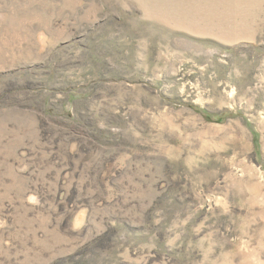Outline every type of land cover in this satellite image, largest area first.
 I'll return each instance as SVG.
<instances>
[{
    "label": "rangeland",
    "instance_id": "rangeland-1",
    "mask_svg": "<svg viewBox=\"0 0 264 264\" xmlns=\"http://www.w3.org/2000/svg\"><path fill=\"white\" fill-rule=\"evenodd\" d=\"M0 264H264V0H0Z\"/></svg>",
    "mask_w": 264,
    "mask_h": 264
}]
</instances>
